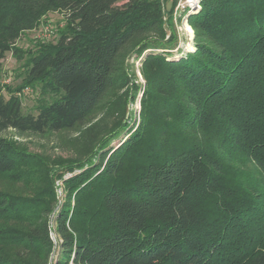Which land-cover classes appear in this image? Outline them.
<instances>
[{"label": "trees", "instance_id": "trees-1", "mask_svg": "<svg viewBox=\"0 0 264 264\" xmlns=\"http://www.w3.org/2000/svg\"><path fill=\"white\" fill-rule=\"evenodd\" d=\"M121 1L0 0V264H264V0H199L183 52L177 0ZM49 13L55 43L16 49Z\"/></svg>", "mask_w": 264, "mask_h": 264}, {"label": "rangeland", "instance_id": "rangeland-1", "mask_svg": "<svg viewBox=\"0 0 264 264\" xmlns=\"http://www.w3.org/2000/svg\"><path fill=\"white\" fill-rule=\"evenodd\" d=\"M128 0H122L120 4L127 2ZM184 0H177L174 10V25L179 34V44L178 48L183 52L184 50H190L192 48V38L189 36L188 32H186L187 22L185 18H180L179 16H183L184 13L180 11L179 5L183 4ZM170 5H168L169 7ZM64 19L62 15L59 13H49L46 17H44L41 21V25L35 29L34 31L23 34L21 38L16 42L15 48L20 51L27 52L32 50L34 46L38 43H55L57 39V30L63 28ZM185 27V28H184ZM175 52V51H174ZM26 54V53H25ZM129 64H133V61H129ZM20 63L14 58L12 54H7L5 59L2 61V85L5 87H9L11 89H15L19 84L20 80L15 77V72H19ZM138 63H134V67L132 71L136 74L137 83L141 86L143 85V81L141 76L138 73ZM20 98L22 101V108L24 113H35V107L37 105V101L39 99V92L37 90H32L31 88H25L20 93ZM140 98V94H138V99ZM131 110V108H130ZM132 120L137 119V112L139 110L138 103L132 107ZM5 137H13L21 144H25L28 150L32 153H36L39 155H44L51 159L62 157L68 158L71 154L69 150L68 140L71 138L70 135H60V136H37L32 134H27L23 137H17L13 132L8 131L3 134ZM68 176H65L64 179H67ZM61 182V181H60ZM62 183V182H61ZM56 196L59 195V190L57 191V184L55 183ZM61 192L64 197L63 185L60 186ZM58 192V193H57ZM63 197L59 198V203L63 202ZM55 243L57 239L53 234ZM54 242V241H53ZM55 252L52 259V264L55 262L57 256Z\"/></svg>", "mask_w": 264, "mask_h": 264}, {"label": "built area", "instance_id": "built-area-1", "mask_svg": "<svg viewBox=\"0 0 264 264\" xmlns=\"http://www.w3.org/2000/svg\"><path fill=\"white\" fill-rule=\"evenodd\" d=\"M179 8H180V11L182 13L190 14V13H192V12H194V11L199 9V0H184L183 4L179 5ZM184 18H185V21H186V17H184ZM190 37L191 38L193 37V33H192V35ZM56 184H57V188H59V189H57V191L59 190L58 191L59 195L57 194L56 198L59 201V198L63 197V194H62L61 189H60V186L62 185V183L61 182H56ZM51 239L55 242L53 234H51Z\"/></svg>", "mask_w": 264, "mask_h": 264}, {"label": "bare ground", "instance_id": "bare-ground-1", "mask_svg": "<svg viewBox=\"0 0 264 264\" xmlns=\"http://www.w3.org/2000/svg\"><path fill=\"white\" fill-rule=\"evenodd\" d=\"M185 28V27H184ZM186 32H188V34L191 36L192 35V30L189 26H186Z\"/></svg>", "mask_w": 264, "mask_h": 264}]
</instances>
